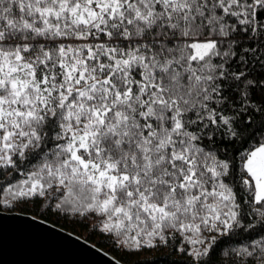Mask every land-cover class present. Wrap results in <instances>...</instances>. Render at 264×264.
Instances as JSON below:
<instances>
[{"label":"snow or ice","instance_id":"6c2138e0","mask_svg":"<svg viewBox=\"0 0 264 264\" xmlns=\"http://www.w3.org/2000/svg\"><path fill=\"white\" fill-rule=\"evenodd\" d=\"M29 205L264 264V0H0V215Z\"/></svg>","mask_w":264,"mask_h":264},{"label":"water","instance_id":"95a60500","mask_svg":"<svg viewBox=\"0 0 264 264\" xmlns=\"http://www.w3.org/2000/svg\"><path fill=\"white\" fill-rule=\"evenodd\" d=\"M0 264H114V258L64 229L11 212L0 215Z\"/></svg>","mask_w":264,"mask_h":264},{"label":"trees","instance_id":"16d2710c","mask_svg":"<svg viewBox=\"0 0 264 264\" xmlns=\"http://www.w3.org/2000/svg\"><path fill=\"white\" fill-rule=\"evenodd\" d=\"M13 212L28 215L64 229L70 234L102 249L116 260H119L122 264H131L132 261H139L141 264H181L180 254L174 253L171 247H165L161 250H146L138 255H129L115 248L111 240L107 237L92 233L87 221H85L84 224H80L71 217L66 219L49 213L41 215L39 210L32 208L30 205L23 210H14Z\"/></svg>","mask_w":264,"mask_h":264}]
</instances>
